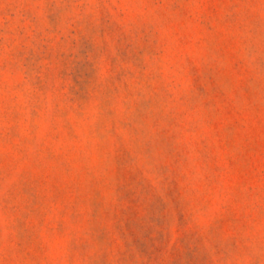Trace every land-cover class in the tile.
Here are the masks:
<instances>
[{
	"label": "rangeland",
	"instance_id": "374dc122",
	"mask_svg": "<svg viewBox=\"0 0 264 264\" xmlns=\"http://www.w3.org/2000/svg\"><path fill=\"white\" fill-rule=\"evenodd\" d=\"M0 264H264V0H0Z\"/></svg>",
	"mask_w": 264,
	"mask_h": 264
}]
</instances>
